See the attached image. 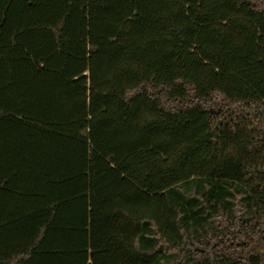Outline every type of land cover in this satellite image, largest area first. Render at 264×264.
I'll use <instances>...</instances> for the list:
<instances>
[{"label": "trees", "instance_id": "1", "mask_svg": "<svg viewBox=\"0 0 264 264\" xmlns=\"http://www.w3.org/2000/svg\"><path fill=\"white\" fill-rule=\"evenodd\" d=\"M0 264H264V0H0Z\"/></svg>", "mask_w": 264, "mask_h": 264}]
</instances>
